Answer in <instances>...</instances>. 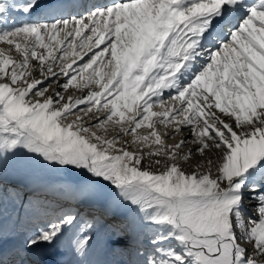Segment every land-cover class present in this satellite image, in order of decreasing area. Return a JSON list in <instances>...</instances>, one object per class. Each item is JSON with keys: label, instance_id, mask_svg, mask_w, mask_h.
<instances>
[{"label": "snow or ice", "instance_id": "obj_1", "mask_svg": "<svg viewBox=\"0 0 264 264\" xmlns=\"http://www.w3.org/2000/svg\"><path fill=\"white\" fill-rule=\"evenodd\" d=\"M0 44V175L64 172L126 202L144 237L114 221L110 243L131 264H264V0H0ZM77 219L26 248L79 227L83 254Z\"/></svg>", "mask_w": 264, "mask_h": 264}, {"label": "rangeland", "instance_id": "obj_2", "mask_svg": "<svg viewBox=\"0 0 264 264\" xmlns=\"http://www.w3.org/2000/svg\"><path fill=\"white\" fill-rule=\"evenodd\" d=\"M154 110L158 111L159 108H155ZM109 131L111 133V129ZM141 131H147V129ZM177 139H179V137H177ZM172 142V140H169V143ZM136 149L137 146L133 145L130 150ZM198 159V156L193 157V161ZM147 162L148 161L145 160L144 163L146 164ZM183 166L184 168L186 167L185 169L187 170H192L187 163L183 164ZM213 171L215 172V169ZM51 177L55 178L56 182L50 184V186L41 187L42 190L27 189L29 184L31 185V183L34 184L36 182L43 183ZM73 184H75V182L71 179L70 174L57 171H35L30 176L26 177L25 184L21 185L8 184L0 176V231H5L6 229L13 230L18 227H22L21 230H27L30 226H33V228L34 226L41 228L62 214L71 213L78 217L77 226H82L85 221L91 222L93 225L88 232L92 238L87 246V252L92 255V264H98L102 255L106 252L110 258V264H123L125 261L126 264H131L133 260L137 259L134 252H126L114 248L110 243L114 221L126 220V231L129 234L128 219L130 211L127 210L124 212L123 216L120 218L107 217L104 204H99L98 202L103 201L110 195L97 196V200L91 197L89 201L93 202L87 203L85 209H82L81 205L76 201ZM15 192L25 194L23 201L17 199L13 195ZM29 201L32 203L30 204ZM116 201L121 202L118 199H116ZM125 203L126 202H124V205ZM80 209L82 210L80 211ZM252 209L254 210L255 208ZM246 211L248 210L246 209ZM76 229L77 227H73L65 231L63 237L65 238L64 243L66 246L71 245L70 241ZM145 231L146 229L143 227L137 238H131L134 239V241H132L135 242L137 239L142 240Z\"/></svg>", "mask_w": 264, "mask_h": 264}, {"label": "bare ground", "instance_id": "obj_3", "mask_svg": "<svg viewBox=\"0 0 264 264\" xmlns=\"http://www.w3.org/2000/svg\"><path fill=\"white\" fill-rule=\"evenodd\" d=\"M106 2H108V0H106ZM0 47H7V46L0 44ZM101 47H103V45ZM165 99H167V97H165ZM192 147L195 146L193 145ZM147 164L148 162L145 165ZM33 172L35 171L23 168L18 163L10 161L4 173L0 176L8 184L21 185V184H25V178L30 176ZM54 182H56V179L51 177L43 183L36 182L34 184L31 183V185L29 184V187H27V189L29 188L30 190H34V189L42 190L41 187L43 188L47 185L50 186V184H53ZM73 187L75 189L76 201L81 206H85L87 203L93 202V201H89L91 197L96 199L97 196L99 197L101 195L99 192H92L89 195L85 196L81 191V189L77 187L76 184H73ZM116 199L117 198L115 196L110 195L103 201L98 202L99 204L101 203L104 204V207L106 208L107 216L110 218L113 217L120 218L121 216H123L124 212L129 210V205L127 203H125L124 205V202L116 201ZM245 205H246L245 208L248 211H250L249 213H246V215L254 216L255 211L252 208H255L256 201L252 200L247 193L245 197ZM128 224H129L130 238H137L139 232L144 227L141 224L140 217L135 215L133 212H130ZM33 231H35V229H32V232ZM0 234H2L3 236V242L0 243V251H2L1 254L3 255L4 252L9 249L13 251L14 255L24 250V253H26V255L25 257H21L20 260L21 264H92L93 262L91 257L92 255L89 252H87V248L83 254L77 253L75 250V241L82 234L79 231V227H77L73 237L71 238L70 241L71 245L66 246L64 243L65 238L61 236L54 245L50 247L45 245V246H41L38 249H26L22 235L16 233V231L11 232L10 230L6 229L5 232H1ZM24 253L22 254V256L24 255ZM110 262H111L110 258L106 252L105 254L102 255L98 264H110ZM123 264H126V261Z\"/></svg>", "mask_w": 264, "mask_h": 264}]
</instances>
